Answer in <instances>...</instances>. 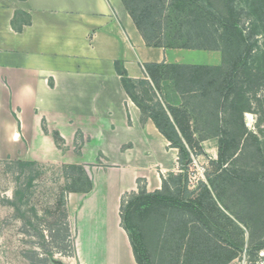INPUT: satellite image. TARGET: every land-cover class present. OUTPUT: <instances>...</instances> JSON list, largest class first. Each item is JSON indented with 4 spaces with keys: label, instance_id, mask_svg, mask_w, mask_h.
Wrapping results in <instances>:
<instances>
[{
    "label": "rangeland",
    "instance_id": "obj_1",
    "mask_svg": "<svg viewBox=\"0 0 264 264\" xmlns=\"http://www.w3.org/2000/svg\"><path fill=\"white\" fill-rule=\"evenodd\" d=\"M205 6V0H197L195 5L188 0L184 8L166 7L157 20L158 33L162 35L158 41L172 46L187 43L184 34L189 29L185 19L192 17V14L186 17L189 11L195 10L206 19V28L213 29L212 17L205 11L209 8ZM214 7L225 14L218 0ZM243 19L246 26H252L249 18ZM179 34L183 38H176ZM256 37L248 39L247 45L252 49L248 51L240 33L231 27L228 32L217 33L218 50L184 52L185 62L211 64L196 80L190 76V69L172 66L159 69L157 87L143 78L124 82L131 100L141 111V121L155 113L153 106L157 101L165 106L173 103L179 110L176 120L192 131L189 146L195 152L192 154L195 161L187 170L190 185L193 187L198 178L205 180L208 174L217 178L214 185L219 189L218 207H207L202 215L232 245L231 250L238 252V257L229 264H264V245L258 246L264 242V213L256 209L258 214L261 212L257 216L245 194L224 186L222 179L226 174L210 164L211 157L218 158L219 138L225 136L230 143L223 153L224 167L237 175H258L264 181V35ZM165 86L175 88L169 103L164 96ZM51 135L54 139V131ZM122 135L111 130L95 132L87 156L91 162L85 165L61 163L54 158V161H34L37 165L31 172H22L14 164L7 171L6 163L16 159L7 156L8 148L0 153V264H76L74 213L91 181L90 172L129 170L128 181L132 182L141 177L140 173L149 174L150 169L156 168L149 161L136 165L133 162L136 148ZM84 137L78 133L72 156L79 158ZM143 151L150 155V149ZM170 168L173 169L165 176L168 179L179 172L178 164ZM28 176H33L30 189L16 196L14 189L26 182ZM140 184L146 185L145 178H141ZM128 201L126 198L119 209L120 222L139 227L148 254L147 264H207L205 255L182 261L187 247L186 233L190 223L198 219L197 214L164 204L137 210L136 206L128 207ZM32 212L37 218L31 217Z\"/></svg>",
    "mask_w": 264,
    "mask_h": 264
},
{
    "label": "crops",
    "instance_id": "obj_2",
    "mask_svg": "<svg viewBox=\"0 0 264 264\" xmlns=\"http://www.w3.org/2000/svg\"><path fill=\"white\" fill-rule=\"evenodd\" d=\"M194 51L209 52L147 45L123 0H0V153L85 165L94 133L111 130L136 148V165L156 167L137 177L147 191L160 189L161 177L178 164L177 149L151 119L141 121L116 63L132 81L145 78V63L211 65L182 60ZM79 132L85 137L78 158L71 154ZM130 176L90 172L91 189L74 213L76 264H139L120 225V198L137 191Z\"/></svg>",
    "mask_w": 264,
    "mask_h": 264
},
{
    "label": "trees",
    "instance_id": "obj_3",
    "mask_svg": "<svg viewBox=\"0 0 264 264\" xmlns=\"http://www.w3.org/2000/svg\"><path fill=\"white\" fill-rule=\"evenodd\" d=\"M187 1L188 0H123L128 13L132 17L137 28L140 30L147 45L200 50H218L219 43L217 38L219 37L216 38L217 33L220 31L228 32L231 27H233L235 31L240 33L243 41L246 42V48L249 51L251 49V45L250 47L247 45L248 39H254V37L258 39L256 36L264 35V0H218V3H221L222 7L225 9L224 15L214 7L215 0H205V9L206 7L209 8L208 11H205L212 17L210 22L215 26L213 29L208 30V28H206V19L199 16L195 10L189 11L186 17L191 14L192 17L185 19L189 29L187 33L184 34L187 43L172 46L158 41V39L162 38V35L158 33L159 25L157 20L162 16L165 8L168 6H183L184 8ZM196 2L197 0H189L191 5H195ZM243 17L247 19L249 18V23H251L252 26H246ZM184 35L179 34L176 38H183ZM228 42L232 43V40H229ZM143 66L145 70V77H147V79L144 78V80H148L157 87L160 81V68L172 66L184 67L191 70L189 72L190 76L196 80L203 75L205 72L204 69L210 65L145 63ZM116 69L118 74L121 76L122 85L128 93L124 82L130 79L122 69V66L118 63H116ZM164 90L165 93L164 91L163 93L165 100L169 103L171 102V98L173 97L171 94L174 92L175 88L174 86H165ZM153 111H155V113H150V119L154 122L157 129L169 141L170 146L176 148L178 151L177 162L179 172L171 174L169 179L161 177V188L152 192L147 191L146 185L140 184L141 178H137V191L132 190L124 193L120 198L119 209H121L126 198H129L127 203L128 207L136 206L137 210L144 208L148 209L155 205L164 204L177 206L186 211L193 212L198 215V219L193 220L190 223V227L186 233L187 247L182 260L183 263L191 260L192 257H196V255H205L207 264H229L232 260L238 257V252L236 250H231L232 245L221 235L217 234L202 215L205 208L208 207L210 209H215V207H218V196H220L218 195L219 189L218 186L214 185V181L217 178L215 175L210 176L208 174L205 180L198 178L196 184L191 187V181L187 170L188 166L193 161L192 154L195 153L189 146V141L191 140L193 133L188 130V127L182 126L176 120V115L179 110L173 105V103L165 106L162 102L157 101L153 106ZM161 120H163V122ZM244 127L246 128L245 125ZM54 139L56 140V144L59 143V141L62 142V139L57 131H54ZM218 143V158L216 160L210 159V164L215 166L216 171L220 173L224 172L226 174V177L222 179V184L224 186L229 185L240 189L241 192L245 194V199L248 203H250L252 210L257 214V216H260L261 212L264 213V181H262V179L255 174H250V176H243L240 174L237 175L226 169L223 163V153L227 148L226 144L230 142L227 137L222 136L219 138ZM200 150L202 149L200 148ZM12 164L20 166L22 172L34 171L37 165L36 162L31 160L17 159L6 163L5 166L7 171H10ZM32 180L33 176H28L26 182H22L18 185L14 189L13 193L16 196L19 194L22 195V193L30 189ZM91 186L92 182L90 181L84 192H88L91 189ZM256 209H260L261 212L258 214ZM32 213L31 217L37 218L36 213ZM120 221H122L121 214ZM120 225L128 234L136 261L139 264H147L148 254L143 244L139 227L132 223L127 226L121 224L120 222ZM262 225H264V222ZM263 245L264 242L259 243L258 246L261 247ZM251 246H255V244H252Z\"/></svg>",
    "mask_w": 264,
    "mask_h": 264
},
{
    "label": "built area",
    "instance_id": "obj_4",
    "mask_svg": "<svg viewBox=\"0 0 264 264\" xmlns=\"http://www.w3.org/2000/svg\"><path fill=\"white\" fill-rule=\"evenodd\" d=\"M193 158V157H192ZM193 161H195V159L193 158ZM191 181V180H190Z\"/></svg>",
    "mask_w": 264,
    "mask_h": 264
}]
</instances>
